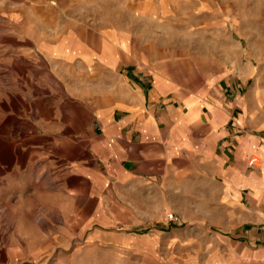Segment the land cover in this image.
Returning a JSON list of instances; mask_svg holds the SVG:
<instances>
[{"label": "rangeland", "instance_id": "374dc122", "mask_svg": "<svg viewBox=\"0 0 264 264\" xmlns=\"http://www.w3.org/2000/svg\"><path fill=\"white\" fill-rule=\"evenodd\" d=\"M130 84L217 124L218 170L125 169ZM0 136V264H264L226 252L263 214L264 0H0Z\"/></svg>", "mask_w": 264, "mask_h": 264}, {"label": "crops", "instance_id": "0c3cea01", "mask_svg": "<svg viewBox=\"0 0 264 264\" xmlns=\"http://www.w3.org/2000/svg\"><path fill=\"white\" fill-rule=\"evenodd\" d=\"M119 94L121 96L125 94L127 99L122 100L121 96L117 98L113 102L110 112H113L114 115V111L123 108L129 113L120 122L114 123L110 120L108 125L105 124L103 137L105 141H119L121 143L116 144V146L120 147L121 165L125 169H127L128 164L147 163V166H153L151 172H168L173 165H177L172 168L174 171L184 174L193 172L198 179L205 178L208 172L213 174L218 170L223 160L217 153V124L211 125L209 122L210 130L212 129L215 138L212 144L207 147L204 139L206 130H202L201 114H185L179 109L170 107L163 110L158 116L160 118H158L156 106H151V103L147 102L145 92L143 95L137 85L130 84L127 90L121 88ZM107 112L109 113V109ZM165 120L168 122L163 123ZM229 120L228 118L227 123ZM227 123L224 124L225 129L228 126ZM175 124L182 125L183 129L175 127ZM140 157H145L147 160ZM155 157L159 158L155 159ZM191 157L194 159L193 162ZM190 162L193 167L186 165ZM250 164H247V169ZM227 173H232V166L227 170ZM260 207L262 216L258 217L256 222H252L249 218L246 219L243 224L248 226L243 225L244 227L240 231V244L234 246L235 243L233 244V242L231 244L226 243V252L235 253L242 259L245 257L248 261L250 259L258 262L264 260V204L261 203ZM221 247L220 244L217 250H220ZM240 252H242L241 255Z\"/></svg>", "mask_w": 264, "mask_h": 264}, {"label": "bare ground", "instance_id": "6f19581e", "mask_svg": "<svg viewBox=\"0 0 264 264\" xmlns=\"http://www.w3.org/2000/svg\"><path fill=\"white\" fill-rule=\"evenodd\" d=\"M8 142L9 141H8V139H6V137L0 136V158L3 161L9 159V157L13 156L16 152H18L17 148H15L12 143H11V145H8ZM15 142H16V140L14 141V143ZM1 170H3V169L0 167V171ZM40 178H42V177H40ZM42 183H43V186L48 187V188L52 185L50 180H46L45 182L42 181ZM35 184L36 185H41L40 184V180H35ZM39 187L37 186V189ZM7 212H8V210H7ZM36 217H37V219H40V220H41V218H44L42 212L41 213H37Z\"/></svg>", "mask_w": 264, "mask_h": 264}, {"label": "built area", "instance_id": "2783aa9c", "mask_svg": "<svg viewBox=\"0 0 264 264\" xmlns=\"http://www.w3.org/2000/svg\"><path fill=\"white\" fill-rule=\"evenodd\" d=\"M256 160H257V158L253 157L251 159V162L256 163ZM167 216H168L167 218H169L170 220H174L176 218V216L174 215L173 212H169Z\"/></svg>", "mask_w": 264, "mask_h": 264}]
</instances>
